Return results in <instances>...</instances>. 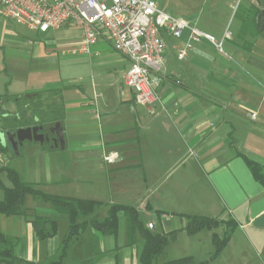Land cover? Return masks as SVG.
I'll return each mask as SVG.
<instances>
[{
  "label": "crops",
  "instance_id": "0c3cea01",
  "mask_svg": "<svg viewBox=\"0 0 264 264\" xmlns=\"http://www.w3.org/2000/svg\"><path fill=\"white\" fill-rule=\"evenodd\" d=\"M246 1L249 16L236 23L230 36L223 34L224 53L201 40L188 58L180 61L174 46L183 45L188 32L180 39L167 38L159 86L162 104L155 105L156 114L135 103L134 91L124 82L129 60L106 39L93 47L88 55L90 63L82 71L85 76H80L79 81H60L51 75L45 80H28L31 71L20 61L24 55L14 58L18 38L26 34L9 23L12 19L0 18V47L10 48L8 59L0 51L4 64L0 73L6 79L0 83V109L16 114L13 95L49 93L48 103L63 104L65 108L62 123L65 148L77 136L100 133L98 140L72 148L74 160L67 169L62 163L54 165L55 153L43 150L42 144L25 142L24 156L14 160L22 178L37 183L50 194L101 201L106 205L102 217L112 204L131 205L138 209L140 218L142 214L147 216L142 221L145 227L154 223L151 231L167 233L178 229L176 238L162 253L161 262L192 256L195 264H199L213 252L214 231L204 229L188 234L183 230L186 218L181 216L187 214L232 219L236 223L229 242L209 264H264V227L253 225L250 211L251 204L264 196V185L255 178L247 162L249 159L259 163L264 171V23H259L264 13L256 28L248 24L253 9L262 7L264 0ZM158 3L161 6L160 0ZM233 3L234 0L229 2V6ZM24 28L34 36L42 33ZM200 29L214 34L210 27ZM68 30L55 31L67 40L66 46H75L82 40L83 31ZM223 32L219 30L218 34ZM33 43L37 53L40 43ZM253 113L255 118L251 116ZM112 152L121 155L117 163L104 159L105 154ZM93 153L96 156L90 159ZM188 157L198 171H182L178 183L166 190L158 180L154 183L148 177L126 174L124 179H116L122 169H145L148 176L149 173L152 176L151 169L171 166L173 171L182 163L188 164ZM6 159L0 154V167ZM76 169H81L82 174L97 169L107 177H96L95 172L82 176ZM6 177V173L1 174L4 184L11 186ZM3 196L0 189V200ZM26 205L39 215L56 218L57 233L40 240L24 216L1 213L0 231L17 240L15 254L26 263L59 260L69 229L67 216L31 196L27 197ZM123 214H119L117 236L103 234L90 226L80 229L68 244L60 264H142L140 256L145 240L138 233L135 241L129 243L127 224L121 223ZM153 216L159 218L160 224ZM226 229L225 225L216 231L223 233Z\"/></svg>",
  "mask_w": 264,
  "mask_h": 264
},
{
  "label": "built area",
  "instance_id": "2783aa9c",
  "mask_svg": "<svg viewBox=\"0 0 264 264\" xmlns=\"http://www.w3.org/2000/svg\"><path fill=\"white\" fill-rule=\"evenodd\" d=\"M0 18L12 19L36 32L58 30L68 24L83 31L82 40L72 53L91 55L100 40L110 41L113 47L129 60L124 75L125 84L135 93V103L156 114V104H162L159 86L165 62L167 38H188L175 45L178 60L188 58L195 44L206 40L219 51L223 42L201 30L191 20L163 9L158 0H0ZM226 38V37H225ZM256 117V113L251 115ZM108 163H117L121 155H104ZM150 229L154 223L148 224Z\"/></svg>",
  "mask_w": 264,
  "mask_h": 264
},
{
  "label": "trees",
  "instance_id": "16d2710c",
  "mask_svg": "<svg viewBox=\"0 0 264 264\" xmlns=\"http://www.w3.org/2000/svg\"><path fill=\"white\" fill-rule=\"evenodd\" d=\"M262 27V26H261ZM34 98H30L32 95ZM43 93H29L25 95H13L11 98L17 106V113L10 114L0 109V130L14 132L18 128L28 127L32 124L43 126L54 125L57 122L62 123L65 118V108L63 104L36 102L35 99H40ZM1 143V140H0ZM0 144V152L4 151ZM50 146V145H49ZM22 147L19 148V156L22 154ZM47 147V146H44ZM51 147V146H50ZM14 155L10 143L4 146ZM255 178L264 185V171L262 166L252 160L247 159ZM6 173L11 186H6L1 179V174ZM0 189L4 196L0 200V213L7 216L22 215L27 221L31 222L36 235L40 240H46L54 236L58 231V221L54 217L43 216L37 213H30V209L26 206L28 196L35 200L50 204L60 214L67 216L69 220V229L63 239L62 253L59 260L47 264H60L65 256L68 244L71 239L78 234L80 229L90 226L91 228L103 233L117 236L119 229V214L122 212L126 216L128 241L132 244L136 239V234H140L145 240V246L140 256L142 264H195L192 256H184L176 259H171L166 262H159V257L164 252L166 246L173 241L179 230L170 232H153L147 227L140 218L138 209L135 206L124 204H112L108 207L104 217L101 216L102 210L105 208L101 201L83 199L77 197H69L62 195L50 194L43 191L37 183L25 181L18 170L9 164L0 167ZM186 225L183 227L188 234L193 235L201 230H213V245L214 250L211 256L201 261L199 264H209L215 259L225 248L229 242L232 231L236 227L234 220L225 221L223 219L204 215H185ZM233 224V225H229ZM227 226V229L222 233L216 230L221 226ZM17 240L11 236L5 235L0 231V264H35L26 263L19 259L15 254ZM45 264V263H41Z\"/></svg>",
  "mask_w": 264,
  "mask_h": 264
},
{
  "label": "rangeland",
  "instance_id": "374dc122",
  "mask_svg": "<svg viewBox=\"0 0 264 264\" xmlns=\"http://www.w3.org/2000/svg\"><path fill=\"white\" fill-rule=\"evenodd\" d=\"M231 1L233 0H160V4L161 6H164L165 8H168V10L174 12L173 13L174 16H180L189 19L192 21V23L195 22V24L200 28H203L205 26L210 27L211 32L214 33L213 35L216 37V39L219 42L221 41L223 42V49L220 52L224 53L226 49V44H225L226 38L225 35L223 36V34L225 33L226 36H230L232 34L233 28L235 27L236 23H238L241 19L243 18L245 19L246 17L249 16L247 13L248 6L246 0H234L233 5L229 6V2ZM261 13H264V5L260 8L253 9L251 19L248 21V24H250L251 26L250 28H256L257 20L259 19ZM9 23L14 27H16L17 30L19 29L21 33L26 34V36L20 35V37L18 38V41L16 43L17 47H15L14 49V58L15 55L17 56L18 54L24 55L25 58L23 60L21 59L20 61L21 62L23 61L24 64H26L28 70L31 71V74H29L28 76V80H33V79L45 80V77L47 75H51L52 77L60 81L61 80L65 81L67 79L79 81L80 76L82 77L85 76L82 73V71L86 69L90 63L89 56L86 54H73L71 52V49L74 48V45L66 46L67 40L65 38H62L61 34H58L54 30V31H49L48 33L45 34L41 33L39 34V36H34L32 33L27 32L24 26L16 23L15 21L9 20ZM259 23L263 25L262 23H264V18L260 20ZM61 29L62 30L58 29L60 33H62L63 31H67L68 29H69L68 31L77 30L79 29V27L68 24ZM219 30L221 31L224 30V32L220 35L218 34ZM50 37L51 39H49ZM29 40H31L32 42H30ZM33 42L40 43L41 48L39 47L37 53H36L35 43ZM0 51L4 52L5 53L4 58L8 59L10 48L8 46H6L5 48L0 47ZM2 60L3 57H0V70L4 68V64L2 63ZM11 73L13 74L14 71ZM3 76L4 75L0 73V83L6 81V79ZM49 96H51L49 93L41 94L40 99L36 98L35 101L47 104L48 103L47 101L49 100ZM34 97H36L35 94L30 96L31 99ZM1 126H3L2 123ZM99 134L95 133L91 136H86V137L77 136L73 140H70L68 147L65 149L59 148L52 150L50 149L48 143L41 145V147L45 151L48 152L51 151V153H55L52 156L53 157L52 162L54 165L59 166L62 163L63 167L67 169V165H69L70 162L74 160L73 155L75 153H72V148L81 145L84 142L88 143L89 140L91 141L98 140ZM26 143L30 145L39 144L38 142H34V141H27ZM6 145H8V142L6 143ZM1 147L3 148L4 151H1L0 154H2L3 156L5 155V157H7L3 165L9 164L10 166L16 169L17 167L14 164V160L16 158H20L24 156L25 154L24 148L22 147V154L19 156V155H14L12 151L11 150L9 151L7 148H4L3 146ZM187 153L189 154V152ZM94 156H96L95 153L91 154L90 159L91 157ZM189 157H188L189 160L188 164L184 165L182 163L179 167H177L173 171H171L173 168V167L171 168V166L161 167L159 169H151V173L153 176L152 177L150 173L148 176V173L145 171V169H131V171H128L127 169H122L124 171L119 172L117 174L119 177L116 179L120 181L122 180L121 177H123L124 179L126 174L134 178H141V179L148 177L154 183H157L156 180H158L160 186L163 187L164 190H166L169 187L172 186L174 187L175 183H178V175H180L182 171H186V170L198 171V169L196 170L194 167H192L191 163L193 162L192 160H190ZM76 171H78L82 176L91 175L93 172H95L94 176L96 177L105 176L104 173L97 172V169H93V171H91V169H88V171H86L84 174H82L81 169H76ZM114 171H118V169H115ZM199 173L201 172L199 171ZM105 177H107V175ZM202 179L205 180L203 176ZM5 181L7 182L10 181L8 176L5 178ZM130 204L136 205V203H130ZM29 209H30L29 210L30 213H34L32 208ZM102 214L103 211L101 212V216ZM141 219L142 221H145L147 220V216H145V214H142ZM153 219L157 220L158 224H160L159 218L157 219L156 216H153ZM126 221H127L126 216L125 214H123L121 223L127 224ZM147 228L150 229L149 227ZM220 234L222 235V232H220ZM213 250H214V245H213ZM211 254L208 256V258L211 256ZM162 257L163 256L159 258L158 260L159 262H161L160 259Z\"/></svg>",
  "mask_w": 264,
  "mask_h": 264
},
{
  "label": "water",
  "instance_id": "95a60500",
  "mask_svg": "<svg viewBox=\"0 0 264 264\" xmlns=\"http://www.w3.org/2000/svg\"><path fill=\"white\" fill-rule=\"evenodd\" d=\"M55 129L58 133V141L55 140V147L65 148V138L64 131L60 122H57L54 125ZM43 125H34L28 127L18 128L16 131H1L0 132V140L6 145V143H10L12 149L14 150L16 155H19V148L24 145L26 141H34L40 144L44 143L45 135L43 133H39L40 130H43ZM251 211V219L252 223L258 227H264V196L257 201L253 202L250 206Z\"/></svg>",
  "mask_w": 264,
  "mask_h": 264
},
{
  "label": "flooded vegetation",
  "instance_id": "af4514ba",
  "mask_svg": "<svg viewBox=\"0 0 264 264\" xmlns=\"http://www.w3.org/2000/svg\"><path fill=\"white\" fill-rule=\"evenodd\" d=\"M34 125H39V124H32L31 126ZM54 125L44 126V129L39 131V133H43L45 135V141L44 143H42V145L48 143L50 146H53L55 144V140L58 141V133H57L58 129H55Z\"/></svg>",
  "mask_w": 264,
  "mask_h": 264
}]
</instances>
